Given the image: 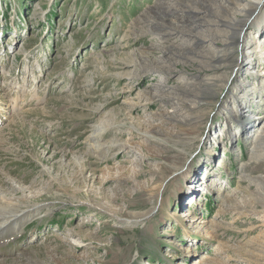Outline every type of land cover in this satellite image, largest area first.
I'll use <instances>...</instances> for the list:
<instances>
[{
    "label": "rangeland",
    "instance_id": "374dc122",
    "mask_svg": "<svg viewBox=\"0 0 264 264\" xmlns=\"http://www.w3.org/2000/svg\"><path fill=\"white\" fill-rule=\"evenodd\" d=\"M196 1L0 0V264H264V5Z\"/></svg>",
    "mask_w": 264,
    "mask_h": 264
},
{
    "label": "bare ground",
    "instance_id": "6f19581e",
    "mask_svg": "<svg viewBox=\"0 0 264 264\" xmlns=\"http://www.w3.org/2000/svg\"><path fill=\"white\" fill-rule=\"evenodd\" d=\"M241 1H244L246 5L241 7V5H240ZM196 2H197V8H195L194 13L192 15L194 22L197 24V22H198L197 17H199V16H197V14L195 12H200L201 10L204 11L205 13H207L208 15H215L216 12L217 13L222 12V13L226 14V17L229 18V22L224 23L225 25H223V24L222 25L227 29V33H228L227 39L229 38V40L232 41L231 44L233 43L236 45H239L240 42L242 40H244V38H245L244 33L241 34V36L237 35L238 34L237 28L242 25L240 31L243 32L245 30V26H246L245 20L237 19L236 15L242 16L243 13L245 15L250 14V16L255 15V11L259 7L264 5V0H197ZM245 7H247V8H245ZM180 11L181 12H179V14H182V10H180ZM172 13H174V12H172ZM198 15H199V13H198ZM162 16H163V14H162ZM231 16H233V17H231ZM180 18L182 19L181 15H180ZM173 20H175V19H173ZM246 21H248V20H246ZM217 23H219V22H217ZM260 24H261L260 19H259V17L257 18L256 16L250 22V25L253 26L254 28L256 27L257 29H259ZM199 27L200 26H198V25L194 26V28H196V29H199ZM261 31L262 30H260V33H261ZM227 39H226V41H227ZM247 43L254 45V47H252V49H254L255 54L259 55V58H260L262 64L259 65V66H261V69L258 67L260 69V70H258V72H251V70H250L251 68H248L246 72H247V74H252L251 76H253L254 78L258 77L259 80H261V82H264V46L261 42L257 43V41L254 40L253 38H250V40ZM226 50H227L226 48L224 50L222 49V51H226ZM238 62H239V60H237V63ZM215 68H217V67H215ZM238 107L240 108L241 112L243 111V108H245L242 106V104H239ZM242 113L241 114H242L243 119H245V118L249 119L250 118L249 113L247 114V110L243 111ZM242 127H243V130H248V129H250L251 126H249V124H247V125H244ZM98 132H99V130H98ZM261 133H263V132H260L255 137L256 140L259 139V135ZM143 136L145 138H147L148 140L149 139L154 140V138H152V136H150L148 134H143ZM185 168H186L185 166L182 167L181 173L182 172L183 173L182 174L180 173V174L183 175V178H185L186 180H187V178L193 179L191 176V169L189 171H187L189 168L188 167L186 169ZM19 203L20 202L16 201V200L5 199V198L0 197V237H3L4 235H6L8 231H10L11 233L20 231L25 224H27L30 220H32L33 217H35L37 214L41 213L40 210L43 209L41 205H31L28 208L26 207L27 209L22 210L23 208L22 209L20 208ZM34 212H36V213L33 215ZM190 221H191V219H190Z\"/></svg>",
    "mask_w": 264,
    "mask_h": 264
}]
</instances>
